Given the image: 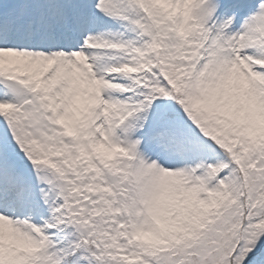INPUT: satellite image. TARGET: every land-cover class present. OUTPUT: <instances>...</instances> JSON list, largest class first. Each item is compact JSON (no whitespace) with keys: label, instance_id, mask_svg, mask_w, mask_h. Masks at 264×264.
<instances>
[{"label":"snow or ice","instance_id":"obj_1","mask_svg":"<svg viewBox=\"0 0 264 264\" xmlns=\"http://www.w3.org/2000/svg\"><path fill=\"white\" fill-rule=\"evenodd\" d=\"M0 264H264V0H0Z\"/></svg>","mask_w":264,"mask_h":264}]
</instances>
